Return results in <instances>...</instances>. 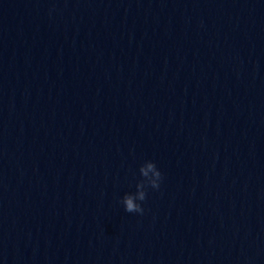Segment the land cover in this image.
Returning a JSON list of instances; mask_svg holds the SVG:
<instances>
[{
	"label": "clouds",
	"instance_id": "9594fccd",
	"mask_svg": "<svg viewBox=\"0 0 264 264\" xmlns=\"http://www.w3.org/2000/svg\"><path fill=\"white\" fill-rule=\"evenodd\" d=\"M140 179L135 184V192L125 193L120 203L127 213L144 214L142 202L147 199L148 189L159 190L163 181V174L152 160L144 161L139 167Z\"/></svg>",
	"mask_w": 264,
	"mask_h": 264
}]
</instances>
